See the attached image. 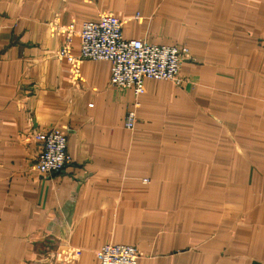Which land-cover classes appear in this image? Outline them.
I'll list each match as a JSON object with an SVG mask.
<instances>
[{
  "label": "crops",
  "instance_id": "obj_1",
  "mask_svg": "<svg viewBox=\"0 0 264 264\" xmlns=\"http://www.w3.org/2000/svg\"><path fill=\"white\" fill-rule=\"evenodd\" d=\"M104 12L126 39L187 45L183 83L136 95L107 60L76 79L53 23L75 20L77 55ZM53 127L71 162L41 174L35 134ZM108 243L138 264H264V0H0V264H67L50 254L68 246L99 264Z\"/></svg>",
  "mask_w": 264,
  "mask_h": 264
},
{
  "label": "built area",
  "instance_id": "obj_2",
  "mask_svg": "<svg viewBox=\"0 0 264 264\" xmlns=\"http://www.w3.org/2000/svg\"><path fill=\"white\" fill-rule=\"evenodd\" d=\"M137 18L139 15H137ZM66 26V28H64ZM53 23V30L64 40L58 56L71 64L72 74L81 80V63L85 60H107L111 63L110 82L113 87L133 89L136 95L145 91L147 78L164 79L181 85L180 70L183 62L191 58L187 45H160L144 39H126L123 36V21L112 13H101L98 20L84 21L79 31L80 51L71 52L76 22L67 25ZM140 102L127 112L125 127L134 130L137 124V108ZM39 143L34 169L41 174L60 172L71 162L67 150L68 135L57 127L37 132ZM82 249L68 246L58 248L50 254L52 263L75 264ZM99 264H138L141 252L128 244L108 243L96 251Z\"/></svg>",
  "mask_w": 264,
  "mask_h": 264
},
{
  "label": "rangeland",
  "instance_id": "obj_3",
  "mask_svg": "<svg viewBox=\"0 0 264 264\" xmlns=\"http://www.w3.org/2000/svg\"><path fill=\"white\" fill-rule=\"evenodd\" d=\"M64 28H66V26H64Z\"/></svg>",
  "mask_w": 264,
  "mask_h": 264
}]
</instances>
